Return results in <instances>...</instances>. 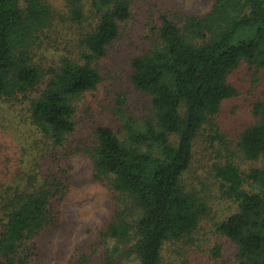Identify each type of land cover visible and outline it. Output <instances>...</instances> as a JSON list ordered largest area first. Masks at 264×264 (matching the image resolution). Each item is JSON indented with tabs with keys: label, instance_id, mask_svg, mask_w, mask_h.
Returning <instances> with one entry per match:
<instances>
[{
	"label": "trees",
	"instance_id": "obj_1",
	"mask_svg": "<svg viewBox=\"0 0 264 264\" xmlns=\"http://www.w3.org/2000/svg\"><path fill=\"white\" fill-rule=\"evenodd\" d=\"M181 14L162 0H0V264L38 263L81 157L113 210L65 264H188L213 238L216 260L229 242L233 264H264V92L236 142L214 122L241 93L233 74L246 67L264 78V0H215L205 15ZM57 33L70 48L39 66ZM135 33L150 44L129 59L127 75L150 108L133 113L118 94L110 124L80 137L79 109ZM204 135L210 175L239 209L226 220L184 187ZM237 155L260 167L244 172Z\"/></svg>",
	"mask_w": 264,
	"mask_h": 264
},
{
	"label": "rangeland",
	"instance_id": "obj_2",
	"mask_svg": "<svg viewBox=\"0 0 264 264\" xmlns=\"http://www.w3.org/2000/svg\"><path fill=\"white\" fill-rule=\"evenodd\" d=\"M214 1L162 0V4L163 9L171 12L172 16L177 13L202 16L211 10ZM137 34L135 33L132 39H127L122 44L121 52L115 56L114 60L108 62L109 68L105 84L96 92L89 94L79 109L80 125L77 134L80 137L87 138L86 135L91 124H110L112 113L110 108L115 107L114 103L118 94L126 93L128 95V106L133 113L141 114L150 108V98L137 92L127 75L129 59L141 54L150 44ZM54 38L48 42L41 55L36 59L39 66L46 67L59 60L72 44L70 38L63 34L57 33ZM68 43L69 47H67ZM75 44L76 42H73V47ZM46 57L52 59H43ZM230 82L241 93L238 97L223 104L214 122L217 129H220L226 136L227 141L233 143L236 142L242 129L255 121L252 114L253 106L261 99L264 92V78L262 76L254 77L248 68L242 67L231 76ZM204 139H206L205 135L196 142L192 167L183 179L184 187L200 196L212 213L220 219L226 220L237 214L239 209L235 202L224 195V184L210 175V161L208 162L206 158V148H210V146L207 147ZM7 140L12 141L11 135L7 137ZM11 149H14L12 144ZM232 150L241 156L235 148H231ZM238 155L236 163L244 172L260 167V163L246 161ZM75 162V180L70 195L63 204L62 222L58 228L44 236L40 258L36 264H65L76 248L84 246L95 238L97 232L105 226L111 216L113 205L108 189L91 180L92 166L88 160L81 157L76 158ZM216 241L218 239L213 238L208 242L198 243L193 249L195 256L191 257L188 264H233L234 248L229 242H225L222 252L223 260H216L211 255L210 251L217 244ZM218 243L222 244L223 242L219 241ZM168 254L175 255L171 249ZM174 257L177 259V255Z\"/></svg>",
	"mask_w": 264,
	"mask_h": 264
}]
</instances>
